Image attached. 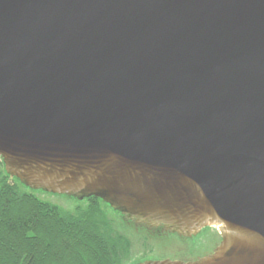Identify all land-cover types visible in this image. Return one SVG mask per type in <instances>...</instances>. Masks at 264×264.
<instances>
[{
  "label": "water",
  "instance_id": "water-1",
  "mask_svg": "<svg viewBox=\"0 0 264 264\" xmlns=\"http://www.w3.org/2000/svg\"><path fill=\"white\" fill-rule=\"evenodd\" d=\"M0 159L32 190L264 264V0H0Z\"/></svg>",
  "mask_w": 264,
  "mask_h": 264
},
{
  "label": "trees",
  "instance_id": "trees-1",
  "mask_svg": "<svg viewBox=\"0 0 264 264\" xmlns=\"http://www.w3.org/2000/svg\"><path fill=\"white\" fill-rule=\"evenodd\" d=\"M22 185L0 175V264H121L129 240L114 231L107 203L90 196L68 211Z\"/></svg>",
  "mask_w": 264,
  "mask_h": 264
},
{
  "label": "rangeland",
  "instance_id": "rangeland-1",
  "mask_svg": "<svg viewBox=\"0 0 264 264\" xmlns=\"http://www.w3.org/2000/svg\"><path fill=\"white\" fill-rule=\"evenodd\" d=\"M5 173L3 163L0 159V175ZM21 190L28 189L19 186ZM35 194L43 199L59 205L62 209L73 211L76 206H85L87 200L77 199L67 194H56L35 190ZM112 219L114 231L126 236L129 240V250L123 257L121 264H135L136 261L145 257L149 259H181L195 260L203 254H209L214 245H217L219 236L217 229L212 225L202 227L197 233L191 235L178 234L165 229L166 234L151 232L144 226L135 228L134 224L124 222L121 213L107 209ZM212 252V251H211ZM210 252V253H211Z\"/></svg>",
  "mask_w": 264,
  "mask_h": 264
},
{
  "label": "flooded vegetation",
  "instance_id": "flooded-vegetation-1",
  "mask_svg": "<svg viewBox=\"0 0 264 264\" xmlns=\"http://www.w3.org/2000/svg\"><path fill=\"white\" fill-rule=\"evenodd\" d=\"M119 213H120V212H119ZM217 231H218V230H217ZM217 233H219V234H218V236H219V240H218V242H217V245H218L219 242H220V240H221L222 232H221V230H220V232H217ZM217 245H214L213 248L210 250V252L213 251ZM210 252H209V253H210ZM206 254H207V253H205V254H203V255H206ZM200 257H201V256H200ZM144 260H151V259L145 257V258H143V259H141V260L136 261L135 264H136V263H139V262H142V261H144ZM152 260H154V259H152ZM177 260H181V259H177ZM184 261H188V260H184Z\"/></svg>",
  "mask_w": 264,
  "mask_h": 264
},
{
  "label": "bare ground",
  "instance_id": "bare-ground-1",
  "mask_svg": "<svg viewBox=\"0 0 264 264\" xmlns=\"http://www.w3.org/2000/svg\"><path fill=\"white\" fill-rule=\"evenodd\" d=\"M212 226H214L217 230H221V227L219 225H217V224H214Z\"/></svg>",
  "mask_w": 264,
  "mask_h": 264
}]
</instances>
